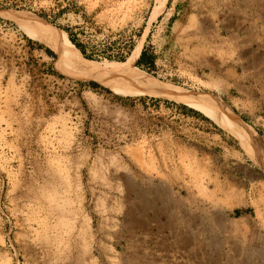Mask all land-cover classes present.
Returning <instances> with one entry per match:
<instances>
[{"label":"rangeland","instance_id":"rangeland-1","mask_svg":"<svg viewBox=\"0 0 264 264\" xmlns=\"http://www.w3.org/2000/svg\"><path fill=\"white\" fill-rule=\"evenodd\" d=\"M7 12L59 30L85 16L95 45L121 40L90 60L106 70L134 36L156 67L132 74L221 100L264 139V0H0V264H264V168L235 136L72 75Z\"/></svg>","mask_w":264,"mask_h":264},{"label":"bare ground","instance_id":"bare-ground-1","mask_svg":"<svg viewBox=\"0 0 264 264\" xmlns=\"http://www.w3.org/2000/svg\"><path fill=\"white\" fill-rule=\"evenodd\" d=\"M6 14H7V17H9L11 20L15 21L17 24H19L21 26V28L24 31H26V33H28L33 38L39 40L40 42L45 44L49 49H51L59 57V60L61 62L68 64L73 69L72 75H74L76 77H82V78L84 77V78L93 79V80H101L103 78L107 79L108 77L110 78V77L114 76L113 78H116V80L118 79V80L122 81V83H121L122 87L121 86L120 87L125 88L127 90V92L143 93V94L145 93V94H152V95H156V96L168 97V98L177 100L179 102H182L184 104H187L190 107H193L199 111H202L208 117H210L218 126H220L222 129H225L226 131L231 133L233 136H235L240 141L242 148L248 154V156L255 163H257L258 165H260L261 167L264 168V139L260 135H258L249 125H247V123L243 122L221 100H218V99H215V98H212L209 96L190 95L188 93H185L182 90H179L175 87H172L171 85H165V84L159 83L156 79H152L148 75H147V77H145L143 75H136L135 73L132 74V71H130L132 68L131 66L133 65V63L135 64L138 61V59L140 58L142 47H143L142 44L136 46L135 50L133 51V54L131 55L130 59H128V61L126 63H119V64L115 65L112 68V70L111 69L106 70V69H103L102 67L96 65L94 62L85 59L83 57V55L81 54V52L72 44L68 35L64 31H61V30L47 24L46 22H44L41 19H38L36 17H34L35 21L31 20V22H30L28 19L25 20L20 15H18L19 13L17 14V13L7 12ZM29 17H30V15L28 16V18ZM134 70H135V67H134ZM136 70H138V69H136ZM114 89L117 92L121 93L120 89H117L115 87H114ZM122 94H124V92H122ZM132 185L127 184V187H126L128 194L131 196H133L135 194V190L132 187ZM156 194L161 195L162 197L164 195L163 192L158 191V190L156 191ZM137 195L135 196V198L137 197ZM139 196H141V195L139 194L138 197ZM144 196H146V194H144ZM164 197H166V196H164ZM129 199L131 200V198H129ZM157 202H158V200H157ZM149 203L150 202L144 203L143 208L149 207L148 206V205H150ZM151 204H152V202H151ZM154 204H155V202H154ZM165 205H167V203ZM216 206H217V204H216ZM160 208L162 209V207H160ZM213 208H215V207H213ZM216 208L214 210H216ZM135 210H136V208H135ZM142 210H144V209H142ZM154 211H156V210H154ZM157 211H159V210H157ZM161 213H162V211H161ZM216 214L218 215V212ZM216 214H214V215H216ZM216 216L214 217L215 222H213V223H216V226H218L222 229L224 222L226 220H225L224 216L221 214H220V217L222 216L221 218H224V219L218 218L219 215H218V217H216ZM128 218L130 219V222H129ZM128 218H127V220L129 223H131V221L132 222L135 221V218L133 219L132 214L131 215L129 214ZM136 223H138V222H136ZM131 226H133V225L131 224ZM247 246H249V245H247ZM248 250H249V248H248ZM216 251L218 253V251H220V250L216 249ZM250 252H252V250ZM256 254L258 255V253H256ZM247 256H249V255H247ZM251 256H252V254H251ZM253 256H254V254H253ZM257 258H261V256L258 255ZM255 260H256V258H255ZM258 260H261V259H258Z\"/></svg>","mask_w":264,"mask_h":264},{"label":"trees","instance_id":"trees-1","mask_svg":"<svg viewBox=\"0 0 264 264\" xmlns=\"http://www.w3.org/2000/svg\"><path fill=\"white\" fill-rule=\"evenodd\" d=\"M69 11V9H65L61 11L58 15H62L65 12ZM75 14H79L78 12H74ZM83 24L82 25H76L73 27H62L57 24L55 20L50 21L52 24L56 25L59 27L62 31H64L72 44L81 52L83 57L87 60H92V61H97L99 58L97 56L96 52H109L111 49H114L117 44L121 41H115V42H105L101 43L99 45H95L93 43V40L91 39V35L87 31V27L85 24L87 23V18L85 16H82ZM141 36V33L138 35ZM150 41V36L148 38V42ZM122 50L119 54L116 56H110L107 54H103V58L110 60V61H115L118 63H126L128 59H130L131 55L133 54L134 51V36L129 39V41L125 42V44L121 45ZM104 49V50H101ZM151 48L149 46H145L144 49L142 50L140 59L137 62L138 67H145L147 69H155L156 67V56L154 53L150 52ZM51 56L53 54L51 52H48ZM58 62V58L56 60ZM61 67L63 70L71 74V69L64 63H61ZM92 87H98L96 84H91Z\"/></svg>","mask_w":264,"mask_h":264}]
</instances>
